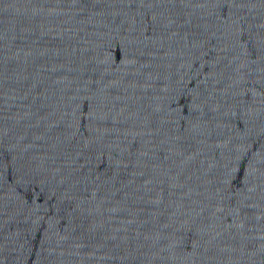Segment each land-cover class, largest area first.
<instances>
[{
  "label": "water",
  "instance_id": "1",
  "mask_svg": "<svg viewBox=\"0 0 264 264\" xmlns=\"http://www.w3.org/2000/svg\"><path fill=\"white\" fill-rule=\"evenodd\" d=\"M0 264H264V0H0Z\"/></svg>",
  "mask_w": 264,
  "mask_h": 264
}]
</instances>
